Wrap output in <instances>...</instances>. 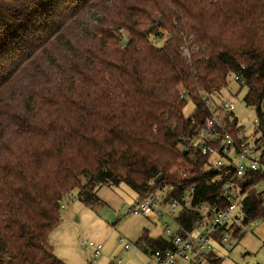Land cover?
<instances>
[{
  "label": "trees",
  "instance_id": "16d2710c",
  "mask_svg": "<svg viewBox=\"0 0 264 264\" xmlns=\"http://www.w3.org/2000/svg\"><path fill=\"white\" fill-rule=\"evenodd\" d=\"M231 78L264 143V0H0V264H66L47 237L72 191L93 207L103 185L136 200L162 184L178 198L192 188L191 204L208 210L181 207L175 233L206 223L231 172L184 148L196 126L183 109L189 99L202 121L201 97L216 108ZM260 183L264 165L242 183V226L264 220ZM170 240L143 231L134 245L150 255Z\"/></svg>",
  "mask_w": 264,
  "mask_h": 264
},
{
  "label": "built area",
  "instance_id": "2783aa9c",
  "mask_svg": "<svg viewBox=\"0 0 264 264\" xmlns=\"http://www.w3.org/2000/svg\"><path fill=\"white\" fill-rule=\"evenodd\" d=\"M180 50V57L182 59L190 60L192 49L187 42ZM180 98H187V93L184 90L180 91ZM203 104L207 107V116L198 119L196 107L189 115V120L195 124L196 129L191 137L184 140V148L189 150V153L198 152L200 155L207 156L208 165L218 172H231V177L225 178L219 187L218 195L221 201L225 203L223 208H219L218 212L211 215L205 223L199 222L197 228L189 231V233L176 234L170 229L169 223H164L163 233L171 237L170 248L159 249L149 255L146 264H180L190 260L192 255H205L212 251L215 244L226 245L231 247L229 238V231H220L224 226L231 227L237 225L235 223L236 214L241 200L245 195L243 189V182H249L253 173L264 165V143L258 138L249 140L248 133L245 128L239 126L233 119H230L234 103L221 101L217 107L214 108L210 98L203 95L201 97ZM261 112H264V100L261 102ZM255 120L254 122L256 123ZM234 123V126L229 125ZM254 187L258 191H264V184H257ZM193 189L191 188L184 194L178 197H171L172 186L169 184L158 185L152 189L145 197L136 201L130 207V213L134 215H146L155 212L161 216L174 215L181 207L185 209H193L196 211L208 210L207 207L197 204L192 205ZM68 196L65 195V197ZM64 197V198H65ZM69 198L73 200L72 196ZM167 206V213L161 210V207ZM64 203L61 202V208ZM234 215V216H233ZM206 217V214L204 215ZM239 222V221H238ZM251 221L250 223H254ZM201 232H197L200 231ZM218 233V240L214 236ZM121 241H123L121 239ZM81 245L90 248L92 251V259L90 263L102 254V245L98 243L81 241ZM124 248L129 249V244L125 243Z\"/></svg>",
  "mask_w": 264,
  "mask_h": 264
},
{
  "label": "rangeland",
  "instance_id": "374dc122",
  "mask_svg": "<svg viewBox=\"0 0 264 264\" xmlns=\"http://www.w3.org/2000/svg\"><path fill=\"white\" fill-rule=\"evenodd\" d=\"M239 86L235 79L231 78L228 87L222 88L213 97V101L234 103L233 115L238 119V125L245 128L249 140H252L261 135L259 130L254 132L259 126V118L255 107L243 103L245 89H240ZM193 109L194 105L187 99L183 109L184 117L191 115ZM255 120L258 121L255 123ZM181 172L180 167L177 173ZM135 195L136 193L125 184L118 187L103 185L97 191L101 203L90 207L77 200L72 191L73 200L69 195L63 199L60 222L47 237V243L52 247L56 257L66 264H144L145 253L138 251L129 237L131 227L137 220L135 215L128 213V207L135 199ZM176 213L173 216L156 215L157 219H147L151 227L155 228L156 234L168 238L162 231L163 223L168 222L176 229L173 221ZM234 214H240L239 210ZM235 223L240 226V231L235 237L229 234L231 247L215 244L212 249L215 257H205L195 264H264V220L258 219L255 223L245 226L240 225L238 220H235ZM82 240L102 245V254L95 262L90 263L92 251L81 245ZM125 243L130 244V249L124 248Z\"/></svg>",
  "mask_w": 264,
  "mask_h": 264
},
{
  "label": "crops",
  "instance_id": "0c3cea01",
  "mask_svg": "<svg viewBox=\"0 0 264 264\" xmlns=\"http://www.w3.org/2000/svg\"><path fill=\"white\" fill-rule=\"evenodd\" d=\"M230 119L234 120L237 124H238V119L233 115V112H232V115L230 116ZM257 128V127H256ZM254 130V129H253ZM252 130V131H253ZM250 130V132H252ZM253 134V133H252ZM260 137V136H258ZM256 137V138H258ZM137 199V196L135 195V199L131 202L130 206L128 207V213H130V207L138 200ZM161 210L162 211H165L167 213V206L164 205L161 207ZM134 215V214H133ZM147 215V216H146ZM146 215H135V222L134 224L132 225L131 227V232H130V239L132 241V243L134 244V242L141 236V234L143 233V231H146L148 236L151 237V238H157L159 236V234H156L155 233V228H152L151 225H150V222L147 218H154V219H157V216L160 217L161 215L155 213V212H151L150 214H146ZM157 215V216H156ZM164 216H173V215H170V213H167V215H164ZM256 221V220H255ZM126 222V221H125ZM255 223V222H254ZM164 224V223H163ZM170 226V225H169ZM170 229L172 230V232H176L177 230V226H176V229H173L171 226H170ZM164 230V228L162 229V231ZM197 232H201L200 231H197ZM161 236V235H160ZM162 237V236H161ZM121 240V239H120ZM135 247V245H134ZM136 248V247H135ZM129 249H130V244H129ZM137 249V248H136ZM128 250V249H127ZM138 251H140L139 249H137ZM146 255V262L144 264L147 263L148 259H149V255L148 254H145ZM205 257H215L213 256V252L210 251L208 252L207 254L205 255H199V254H194L192 255V257L190 258L189 261L187 262H182L180 264H195L199 261H202L203 258ZM119 262V261H118Z\"/></svg>",
  "mask_w": 264,
  "mask_h": 264
},
{
  "label": "water",
  "instance_id": "95a60500",
  "mask_svg": "<svg viewBox=\"0 0 264 264\" xmlns=\"http://www.w3.org/2000/svg\"><path fill=\"white\" fill-rule=\"evenodd\" d=\"M125 43H126L125 40L121 41V45H124ZM161 178H162L161 175H157V177L153 181L158 184V182H160Z\"/></svg>",
  "mask_w": 264,
  "mask_h": 264
}]
</instances>
